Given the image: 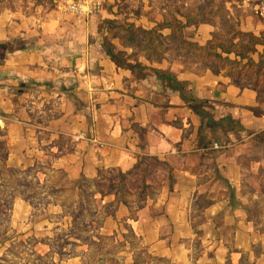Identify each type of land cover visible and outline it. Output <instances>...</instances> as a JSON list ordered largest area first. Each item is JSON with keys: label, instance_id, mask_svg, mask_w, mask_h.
<instances>
[{"label": "crops", "instance_id": "obj_1", "mask_svg": "<svg viewBox=\"0 0 264 264\" xmlns=\"http://www.w3.org/2000/svg\"><path fill=\"white\" fill-rule=\"evenodd\" d=\"M54 4L0 0V131L12 166L45 158L74 179L139 173L136 189L151 194L125 203L116 188L102 198L119 202L115 219L131 222L150 248L185 259L179 243L165 251L163 220L176 242L199 237L196 264H264L263 95L209 69L196 75L164 66L166 54L138 60L183 83L186 103L154 76L118 68L94 38L71 31L84 19ZM135 201L143 207L130 218Z\"/></svg>", "mask_w": 264, "mask_h": 264}, {"label": "rangeland", "instance_id": "obj_2", "mask_svg": "<svg viewBox=\"0 0 264 264\" xmlns=\"http://www.w3.org/2000/svg\"><path fill=\"white\" fill-rule=\"evenodd\" d=\"M73 27L120 58L143 62L144 56L166 54L164 66L196 75L206 69L222 73L264 99V0H108L81 29ZM220 44L253 63L220 54L215 50ZM214 51L221 57H213ZM11 148L0 131V264H196L199 237L176 242L169 222L157 220L165 251H177L171 247L177 243L184 247L183 255L174 252L172 258L185 259H168L160 248H150L131 222L115 219L119 202L103 200L116 188L125 203L131 195L139 200L151 194L136 189L139 173L74 179L52 170L45 158H30L25 168L12 166ZM140 203L127 205L130 218ZM157 214L160 208L152 213Z\"/></svg>", "mask_w": 264, "mask_h": 264}, {"label": "trees", "instance_id": "obj_3", "mask_svg": "<svg viewBox=\"0 0 264 264\" xmlns=\"http://www.w3.org/2000/svg\"><path fill=\"white\" fill-rule=\"evenodd\" d=\"M102 50L105 52L106 56L110 59V61L114 63V65H116L118 68L126 69L132 73H135L138 79H144L147 76H154L156 79H158L162 83L164 88L169 89L170 91H173V92H177L186 103H191L190 100H188V98H186L184 95L186 94L185 85L181 82H178L171 74L167 72H162L156 69L148 68L142 65L137 59L131 60L129 58H120L113 52V50L109 46H106V47L104 46ZM215 50L216 51L219 50L221 52V53L219 52L220 54H224L227 56L233 55L235 59L247 60V63H250V64L253 63L252 60H250L251 59L250 56L248 57L247 55H243L242 53H237L231 50L230 46L225 48L223 44H220L215 47ZM251 53H256L255 49L252 50ZM220 54H217V52L214 51L212 55L213 57L220 58L221 57ZM144 58L147 61H152V60L159 61L160 60V58L155 59V58L147 57V56H144ZM190 107L194 111V113H196L198 116L204 117V110L202 109L203 107L202 103L194 102L192 103ZM223 121L229 124L231 129H235V127L238 125V123H235L231 119L228 120L226 118ZM223 128L225 127L223 126Z\"/></svg>", "mask_w": 264, "mask_h": 264}, {"label": "built area", "instance_id": "obj_4", "mask_svg": "<svg viewBox=\"0 0 264 264\" xmlns=\"http://www.w3.org/2000/svg\"><path fill=\"white\" fill-rule=\"evenodd\" d=\"M108 0H55V6L60 14L73 18L89 19L98 15ZM86 139V134L82 133L77 140ZM214 149H220L217 144Z\"/></svg>", "mask_w": 264, "mask_h": 264}]
</instances>
